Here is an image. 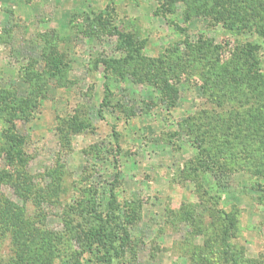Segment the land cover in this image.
Instances as JSON below:
<instances>
[{
	"label": "rangeland",
	"instance_id": "374dc122",
	"mask_svg": "<svg viewBox=\"0 0 264 264\" xmlns=\"http://www.w3.org/2000/svg\"><path fill=\"white\" fill-rule=\"evenodd\" d=\"M170 1L0 0V92L28 101L11 106L25 165L9 163L0 118V195L50 237L36 264H193L202 250L208 264H264V0ZM233 15L245 28L227 30ZM48 43L68 56L63 77L42 72ZM215 57L234 59L237 80L210 70ZM73 115L91 127L65 139ZM188 116L212 155L239 149L248 166L214 152L229 166L197 170ZM23 177L44 197H22ZM112 212L130 234L121 248L102 242ZM11 236L0 234V264L17 257Z\"/></svg>",
	"mask_w": 264,
	"mask_h": 264
},
{
	"label": "trees",
	"instance_id": "16d2710c",
	"mask_svg": "<svg viewBox=\"0 0 264 264\" xmlns=\"http://www.w3.org/2000/svg\"><path fill=\"white\" fill-rule=\"evenodd\" d=\"M162 1V0H160ZM170 1V0H166ZM173 1H170L169 3H172ZM164 6V3L162 4ZM165 7V6H164ZM165 9V8H164ZM167 11V9H165ZM170 10V9H169ZM166 11L162 12L164 16H166ZM199 13V11L197 10ZM216 13L218 11H215L214 8H209L206 9V12L204 15L209 16V17H215L216 18ZM236 16V15H233ZM227 22H225L227 30L233 32V30L236 28H239L243 26L242 28H245L246 23L241 24L242 21L241 18H238V16L234 17L232 21L229 22V18L226 19ZM247 21V20H246ZM46 48L43 50V58H44V68H43V73H46L48 75H52L53 77H63L66 72V68L68 66L67 63V54L63 53L60 51L57 46L52 43L45 44ZM132 57L130 53H128V57ZM203 57H198L197 62L199 59H203ZM216 58V57H215ZM232 60V61H231ZM122 61V60H121ZM124 61V60H123ZM234 59H227L226 57H217L216 59H211L210 63L212 66L215 68H211L210 70H214L215 72H221L220 74V79L223 80H230L232 83L234 80L238 77L234 76V73H236L238 70H236V66L233 65ZM109 61H105V64L109 66L107 63ZM111 62V61H110ZM114 62H120L118 60H115ZM220 66V68H219ZM110 68V67H108ZM218 68V69H217ZM113 71L114 75L120 74L123 76V73L120 69H116ZM217 69V70H216ZM236 70V71H234ZM42 72L40 73L39 71H34L30 74L32 75L34 79L37 81L42 80ZM207 76L209 77L210 74L207 73ZM239 81H242L239 79ZM40 82V81H39ZM5 95L6 93L3 92ZM0 92V118H3L4 122L8 125L6 128V134H5V139H6V145L7 148L5 149L6 151V156L10 164H23L25 165L27 160H28V155L21 149V144H23V136H21L15 126H14V120L16 116L20 113L19 108L21 109V112H24L25 109L28 108V101L26 100H19L17 98H10V101L4 100L5 96L4 94ZM259 93V92H258ZM262 96H264V93H262ZM4 102H3V101ZM261 102V101H260ZM5 104H7V108L5 107ZM12 104V105H11ZM172 106H174V101L172 100L171 103ZM11 106H18L19 108H14V111H11ZM262 106L264 107V104L259 105L258 108V116H259V122H258V127H255V129L259 132V137L264 138V113L262 112ZM10 109V110H9ZM236 113V112H235ZM239 119V118H238ZM237 120V117H236ZM242 122V121H241ZM244 122V121H243ZM223 124H226L227 122L225 120L222 121ZM231 125H228L226 129H228ZM91 127V121L88 118H81L79 119L78 116H70L69 119L64 121V124L59 127L60 130V135L61 137H65V139L70 138L71 134L81 132L82 130L89 129ZM180 129L184 131L188 130H193L188 132L190 136L195 135V140L193 142L196 144V147L198 148L197 154L195 155L197 159V164H196V169L199 170L203 168V170H210V171H218L217 168V161H218V168H226L229 166L228 162H235L238 163L240 162L241 164L248 166L249 158L246 155H236L240 152L239 149H236L235 154L233 156H229L226 153V150H216L218 145L214 146V152L217 154H221V157L227 161V158H229L228 162H221L218 160H214L213 156L216 154L213 152V155L211 153V148H207L204 144V138L206 137L203 133V126L200 123L199 120H195L194 116H188L185 118L184 121L180 123ZM235 132V131H234ZM240 135V134H238ZM238 138H240L238 136ZM206 143V142H205ZM208 149V150H207ZM228 149V148H227ZM241 149V147H240ZM243 153V151H242ZM224 156V157H223ZM218 157V156H216ZM195 169V170H196ZM237 168L232 169L235 171ZM202 170V171H203ZM230 170V169H229ZM16 186H19V194L22 197H25V199H29L35 196H40L41 198L44 197V190L45 188L42 189V193L39 192L34 184L31 181H28L27 178H17ZM130 217L127 215L126 221H130ZM106 222L108 223V227L110 228L109 232H105L102 237H103V245H107L108 247L111 246L114 247V242L120 240L119 242V247H124L125 242L130 240V234L127 230V227L125 223L118 221L116 217H114V212H112L109 217H106ZM233 223H230V226H233ZM6 232H10L12 234L11 236V242L13 244L12 248L13 251L15 250V253L17 254V257L14 259V261L8 260L9 264H36L37 262H40L41 259L45 260V257H50L49 252H46L45 250H42L45 242H46V235L44 234H38V230L36 228V225L31 222V219L27 216L25 208H21L19 205L15 204L12 202L9 198L4 197V195H0V234L3 235ZM37 234V235H36ZM34 235L37 236V238L34 237ZM50 238V237H48ZM30 243L31 245L34 246V248L31 249L29 253L26 254V251L22 245H26ZM115 250V249H114ZM205 250H202L201 252H197L196 254L194 253V258L196 257L195 260H193V264H208V258H205L204 254ZM109 255V252L106 253V255ZM198 257V259H197ZM103 260H108L104 255H102ZM232 262L233 264H240L241 261L237 260L234 258V255L232 254ZM248 260V259H247ZM49 261L51 262L52 259L50 258ZM249 261V260H248ZM244 261L243 263H253L256 261ZM42 262V261H41ZM49 262V263H50Z\"/></svg>",
	"mask_w": 264,
	"mask_h": 264
}]
</instances>
